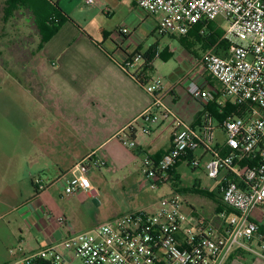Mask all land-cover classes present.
<instances>
[{
    "label": "crops",
    "instance_id": "crops-1",
    "mask_svg": "<svg viewBox=\"0 0 264 264\" xmlns=\"http://www.w3.org/2000/svg\"><path fill=\"white\" fill-rule=\"evenodd\" d=\"M55 1L70 20L44 46L34 67L37 96L31 95L40 114L2 117L0 122V264L51 247L70 257L58 245L71 229L85 231L98 225L104 204L100 188L107 176L115 180L119 172L116 182L127 180L141 169L145 156L158 160L171 149L169 123L154 125L149 135L140 130L139 117L151 98L136 75L146 66H152L146 72L149 80H164V101L187 123L198 125L206 108L190 95L189 83L219 85L197 65L206 51L183 50L176 56L174 47L164 42L176 37L159 36L158 16L138 8L134 0H98V7L85 0ZM123 28L129 34H123ZM217 52L224 55L222 49ZM136 57L140 60L130 66ZM122 134L134 136L136 147L124 145ZM86 157L102 162L89 169L88 174H95L92 190L67 196L69 171ZM174 175L170 173L163 185L173 182ZM175 191L171 187L127 212ZM121 211L113 208L110 215ZM59 217L67 222L59 224ZM209 218L221 223L216 211ZM252 247L254 251L235 250L226 264H264L251 257L260 248L257 239Z\"/></svg>",
    "mask_w": 264,
    "mask_h": 264
},
{
    "label": "built area",
    "instance_id": "built-area-1",
    "mask_svg": "<svg viewBox=\"0 0 264 264\" xmlns=\"http://www.w3.org/2000/svg\"><path fill=\"white\" fill-rule=\"evenodd\" d=\"M57 3L55 0H49ZM98 7V0H85ZM136 6L158 16L159 36L185 37L199 23L229 24L221 39L197 61L219 85L206 88L190 82V95L204 103L198 125L182 120L164 101V80L142 84L151 104L140 115V130L152 133L154 125L169 123L171 149L160 159H143L145 176L157 189L170 180L169 174L181 159H191L197 150L208 160L206 175L219 181L218 193L226 207L217 213L221 223L185 212V195L175 191L154 204L115 216L85 231L71 229L57 247L43 249L6 264H226L235 250L254 251L258 240L264 257V0H134ZM129 34L128 28L121 30ZM221 42L227 46L221 47ZM222 49L224 55L217 52ZM140 60L136 57L130 66ZM229 101L232 109L228 108ZM217 105L218 119L209 107ZM129 148L136 142L122 134ZM193 163V160H192ZM99 159L86 157L70 169L65 193L91 191V167ZM42 189L43 186H40ZM59 224L67 219L59 217Z\"/></svg>",
    "mask_w": 264,
    "mask_h": 264
},
{
    "label": "rangeland",
    "instance_id": "rangeland-1",
    "mask_svg": "<svg viewBox=\"0 0 264 264\" xmlns=\"http://www.w3.org/2000/svg\"><path fill=\"white\" fill-rule=\"evenodd\" d=\"M5 1L0 0V122L2 117L13 119L18 114L28 116L40 114L31 94L34 96L37 94L34 84L38 81L34 75V67L43 51L38 48L40 36L29 12L20 10L8 22L4 21ZM218 23L225 33L229 24L222 19H219ZM164 42L174 47L176 56L179 55L178 51L195 49L202 51L205 47L203 40H196L189 36L167 37ZM191 101L195 102L192 97ZM1 127L0 124V131H3ZM207 160L208 157L203 156V151L197 150L192 154L191 159L183 160L178 164L176 168L178 179L174 175L173 182L166 186H159L157 189L150 187L153 180L145 176L143 165L138 171L134 170L127 180L116 182L117 179H121L119 172L116 173L115 180L107 176V181L103 182L100 188L103 189L104 204L100 210L102 212L99 215L98 225L117 216L110 215L113 208H119L122 210L121 213H125L127 208L135 209L143 205L144 201L161 197L171 187H177L179 190L196 188L201 191L217 192L219 181L210 179L204 170V163ZM88 177L90 181H93L95 174H88ZM185 198L188 203L185 206L187 214L190 215L189 205L192 204L199 216L209 218L210 215H214L217 208V202L214 199L199 193H188ZM256 251L260 252V250ZM251 257L259 261L264 260V257L254 253Z\"/></svg>",
    "mask_w": 264,
    "mask_h": 264
},
{
    "label": "trees",
    "instance_id": "trees-1",
    "mask_svg": "<svg viewBox=\"0 0 264 264\" xmlns=\"http://www.w3.org/2000/svg\"><path fill=\"white\" fill-rule=\"evenodd\" d=\"M20 10H25L30 13L32 19L36 25L38 34L40 36L39 50L42 51L44 46L59 32L62 26L70 20V17L59 7L58 2L52 3L49 0H6L4 11V21L8 22L13 18L16 12ZM224 35L222 29H216V23H199L194 29L187 35L189 37L195 38L196 40H203L205 43L204 50L207 51L212 46H214ZM185 36V37H187ZM183 38V37H182ZM204 38V39H203ZM227 46L226 42H221V47ZM150 61V59H148ZM152 66H146L145 69L136 75L138 81L142 84L148 83L150 80L146 77L147 70L149 71ZM228 108L232 109V106L229 101H226ZM209 110L215 114V116L220 119L223 116L218 112L217 105L213 104L212 107H209ZM134 138V136H132ZM185 159L179 160L174 166L173 170L170 173L176 174V168L178 164ZM178 179V176H177ZM177 188V187H176ZM177 190L183 194H195L199 193L204 196H208L217 202L216 212L227 211L232 214L233 210L229 209L224 205L221 200L220 194L217 192L201 191L196 188L193 189H184ZM259 232L263 235L264 239V227L261 226Z\"/></svg>",
    "mask_w": 264,
    "mask_h": 264
}]
</instances>
